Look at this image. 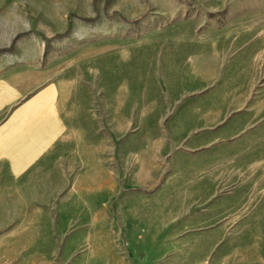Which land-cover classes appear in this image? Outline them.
<instances>
[{"label": "crops", "instance_id": "crops-1", "mask_svg": "<svg viewBox=\"0 0 264 264\" xmlns=\"http://www.w3.org/2000/svg\"><path fill=\"white\" fill-rule=\"evenodd\" d=\"M105 36L0 53V264H264V32Z\"/></svg>", "mask_w": 264, "mask_h": 264}, {"label": "rangeland", "instance_id": "rangeland-1", "mask_svg": "<svg viewBox=\"0 0 264 264\" xmlns=\"http://www.w3.org/2000/svg\"><path fill=\"white\" fill-rule=\"evenodd\" d=\"M182 19L195 20L202 28L250 22L262 35L264 0H0V35H18L0 51L32 35L47 53L70 51L87 39L141 35ZM42 35L55 36L46 40Z\"/></svg>", "mask_w": 264, "mask_h": 264}, {"label": "trees", "instance_id": "trees-1", "mask_svg": "<svg viewBox=\"0 0 264 264\" xmlns=\"http://www.w3.org/2000/svg\"><path fill=\"white\" fill-rule=\"evenodd\" d=\"M95 20H97V17L95 19H92V20H87L88 22H94ZM69 33V30L66 32V34ZM3 52V51H0V53Z\"/></svg>", "mask_w": 264, "mask_h": 264}]
</instances>
